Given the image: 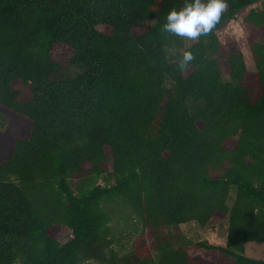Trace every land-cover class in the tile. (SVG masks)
Segmentation results:
<instances>
[{"label":"trees","instance_id":"trees-1","mask_svg":"<svg viewBox=\"0 0 264 264\" xmlns=\"http://www.w3.org/2000/svg\"><path fill=\"white\" fill-rule=\"evenodd\" d=\"M185 2L0 0V264H216L190 256L178 228L213 218L224 246H194L264 264L243 256L264 243V0H226L211 34L178 52L161 27ZM256 4L249 72L215 33ZM118 209L139 226L120 254Z\"/></svg>","mask_w":264,"mask_h":264},{"label":"rangeland","instance_id":"rangeland-1","mask_svg":"<svg viewBox=\"0 0 264 264\" xmlns=\"http://www.w3.org/2000/svg\"><path fill=\"white\" fill-rule=\"evenodd\" d=\"M257 6V4L252 5L241 10L236 15L235 20L228 22L224 26V28L215 33L217 36V40L220 45H222L225 53L232 52L234 50L239 51L241 53L244 66L249 72H253L254 67L249 52L248 41L250 39L260 43L262 41V31H259L256 35L251 36L250 28L243 23V16L246 14L249 8ZM180 40L182 42V46L177 49L178 52H181L184 48L188 47L194 42L192 40L182 38H180ZM68 55L69 52L66 50V48L57 47L54 51L53 60L59 63H63L67 59ZM15 85H17V83H15ZM3 128L4 124H2V121L0 119V131H2ZM225 146L228 149L233 148V140L227 141L225 143ZM98 183L101 184V181L98 180ZM69 184L72 187L71 180H69ZM233 194V189H230L228 193L227 205H230L231 200L233 199ZM113 209L114 207L111 206L110 210ZM112 214L113 219L108 224L111 229L112 237L115 240L114 244L112 245V249L118 254H120L129 248V245L132 242L131 239H135L138 236L139 226L134 223L131 217H127L126 212L122 209L115 210ZM225 226V219L213 218L204 228L198 227L193 222L180 224L178 228L179 232H181L186 239L190 240L193 243V245L187 247L186 249L190 256L205 259L213 263L216 262L218 264H230L229 258L222 257L216 252H208L194 246V243L199 241H205L210 245L223 246L224 244L222 245V243L225 240ZM133 228L138 230L133 231ZM69 233L70 232L66 228H61L56 237L57 241L59 243H63L69 237ZM127 235L131 238L128 239ZM141 242L147 245L149 244L150 239L145 237L141 239ZM243 256L254 260L264 261V243H245L243 246ZM84 264L95 263L88 262Z\"/></svg>","mask_w":264,"mask_h":264},{"label":"clouds","instance_id":"clouds-1","mask_svg":"<svg viewBox=\"0 0 264 264\" xmlns=\"http://www.w3.org/2000/svg\"><path fill=\"white\" fill-rule=\"evenodd\" d=\"M226 8V0H186L182 8H172L168 12L161 30L182 39L199 40L211 34ZM194 60L192 51H184L177 63V70L188 71Z\"/></svg>","mask_w":264,"mask_h":264},{"label":"crops","instance_id":"crops-1","mask_svg":"<svg viewBox=\"0 0 264 264\" xmlns=\"http://www.w3.org/2000/svg\"><path fill=\"white\" fill-rule=\"evenodd\" d=\"M225 228H226V226H225ZM211 234V233H210ZM209 235V234H208ZM212 238V237H211ZM213 239V238H212ZM222 241H223V239H222ZM224 242H225V240H224ZM224 242L222 243V245L224 244ZM224 246V245H223ZM222 247V246H221ZM216 263V262H215ZM216 264H218V263H216Z\"/></svg>","mask_w":264,"mask_h":264}]
</instances>
